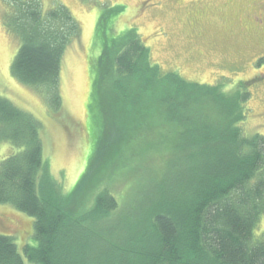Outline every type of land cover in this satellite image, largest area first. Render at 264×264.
<instances>
[{
	"label": "trees",
	"instance_id": "trees-1",
	"mask_svg": "<svg viewBox=\"0 0 264 264\" xmlns=\"http://www.w3.org/2000/svg\"><path fill=\"white\" fill-rule=\"evenodd\" d=\"M5 2L12 8L7 28L21 40L12 76L58 110L63 57L80 26L61 4L44 12L41 0ZM123 9H109L101 23ZM110 41L94 64L99 135L86 172L69 192L49 170L42 124L0 96V142L13 149L0 162V204L28 216L32 222L20 221L33 226L22 248L0 229V264H264V235L257 233L264 217V135H247L244 127L245 84L252 81L229 91L164 72L136 29ZM126 113L137 116L129 120ZM155 114L175 133V157L164 172L138 181L140 198L127 206L103 188L92 206L67 211V199L94 186L112 139Z\"/></svg>",
	"mask_w": 264,
	"mask_h": 264
},
{
	"label": "rangeland",
	"instance_id": "rangeland-1",
	"mask_svg": "<svg viewBox=\"0 0 264 264\" xmlns=\"http://www.w3.org/2000/svg\"><path fill=\"white\" fill-rule=\"evenodd\" d=\"M41 2L44 12L59 4L64 5L80 26V35L68 46L63 57L62 105L58 110L51 109L38 89L12 76L11 65L21 40L7 28L12 8L5 0H0V96L42 124L45 158L53 178L63 184L65 193L73 189L86 172L100 131L93 94L94 64L104 44L110 45L112 36L125 30H137L150 49L152 62L161 70L178 71L190 82L219 84L234 91L239 83L250 82L254 76L262 77L260 81L245 84L250 99L244 127L247 135H264V59L260 65L255 63L264 58V0ZM115 7H124L121 15L112 19L108 17L110 20L101 23L103 15ZM194 22L197 24L191 26L190 23ZM114 23L112 35L110 31ZM109 91L105 90V93ZM110 96L116 100L114 92ZM161 115L155 114L154 118H147L142 123L134 121V127L119 136L116 142L112 139L113 144L103 155L99 170L92 177L94 186H87L67 199V211L77 214L81 209L92 206L103 188L109 189L122 206L140 198L136 190L138 181L148 175L151 178L161 175L167 163L175 157L172 148L175 133ZM136 116L126 113L124 117L132 120ZM133 131L136 134L132 137L130 132ZM133 140L137 144L135 147L131 145ZM12 153L10 143L0 142V162ZM4 216L12 223L7 222ZM20 220L32 222L16 209L0 204V229L5 227L12 233L22 248L30 242L33 226L24 225ZM257 233L264 235V217Z\"/></svg>",
	"mask_w": 264,
	"mask_h": 264
},
{
	"label": "flooded vegetation",
	"instance_id": "flooded-vegetation-1",
	"mask_svg": "<svg viewBox=\"0 0 264 264\" xmlns=\"http://www.w3.org/2000/svg\"><path fill=\"white\" fill-rule=\"evenodd\" d=\"M147 2H148V1H147ZM147 2H146V3H147ZM259 19H261V18H259ZM197 22H198V20H197ZM259 22L262 23V20H259ZM190 24H191V26H192V25L194 26L195 22H194V23H190ZM196 24H197V23H196ZM196 24H195V25H196ZM196 28H197V27H195V29H196ZM261 56H262V55H261ZM259 57H260V56H259ZM259 57H258V58H259ZM263 59H264V58L258 59L255 63H256V64L259 63V62L262 63V62H263ZM261 63H260V64H261ZM260 64H259V65H260ZM260 80H262V77H258V76H254V78L250 79V81H252V82L260 81Z\"/></svg>",
	"mask_w": 264,
	"mask_h": 264
}]
</instances>
